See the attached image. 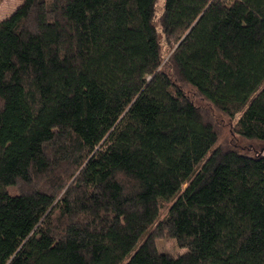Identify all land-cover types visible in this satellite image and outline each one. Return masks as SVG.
<instances>
[{"label":"trees","instance_id":"16d2710c","mask_svg":"<svg viewBox=\"0 0 264 264\" xmlns=\"http://www.w3.org/2000/svg\"><path fill=\"white\" fill-rule=\"evenodd\" d=\"M158 3L0 19V264H264V0Z\"/></svg>","mask_w":264,"mask_h":264},{"label":"rangeland","instance_id":"374dc122","mask_svg":"<svg viewBox=\"0 0 264 264\" xmlns=\"http://www.w3.org/2000/svg\"><path fill=\"white\" fill-rule=\"evenodd\" d=\"M21 1L22 0H0V19H3L4 17L8 16L14 10V8L19 3H21ZM161 4H162L161 0H159L157 7L160 8ZM170 53H171L170 50H166L164 59H163V64L168 59V56L170 55ZM188 91L190 93L193 92V90L190 87ZM192 100L194 103L198 105L207 106V103L204 100L199 99L194 94H192ZM214 116L216 118L215 120L217 124H219L222 130L221 136L224 138H221V139L228 140L231 144L235 145L238 149L246 151V152H251V153H255L256 151H259L264 146V143H261L258 141L244 140L243 138L230 135V127L234 123V120L224 115H221L217 112H214ZM236 117L237 115L235 116V119ZM20 187L21 185L19 183L16 186L9 187V190L16 191ZM155 243L159 251L167 252L171 255H178L185 251L184 248H180L177 245L176 241L170 237H161V238L159 237L156 239Z\"/></svg>","mask_w":264,"mask_h":264}]
</instances>
